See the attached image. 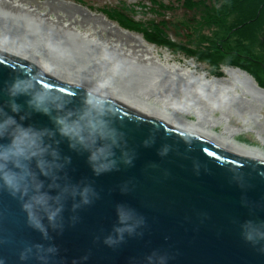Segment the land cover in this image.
<instances>
[{"label":"water","instance_id":"1","mask_svg":"<svg viewBox=\"0 0 264 264\" xmlns=\"http://www.w3.org/2000/svg\"><path fill=\"white\" fill-rule=\"evenodd\" d=\"M1 1L6 8L58 24V30L74 32L78 27V35H87L89 44L93 38L117 51L120 60L132 58V67L152 72V78L187 88L185 81H193L204 84L206 92L215 89L213 96L219 99L223 95L264 105L263 80L257 82L236 64L215 68L208 60L147 41V34L160 31L172 35L173 42L212 48L210 25H197L182 0H161L165 9L151 0ZM191 22L203 29V42L182 39V27ZM16 78H21V87L39 90L38 100L50 97L66 104L81 121L92 123L97 119L93 108L103 110L102 119L118 141V170L95 175L88 153L70 149L61 139L60 152L71 162L61 186L46 182L45 191L57 189L62 198L68 184L90 183L98 198L75 212L68 199L63 230L49 227L51 239H45L32 226L44 215L40 207L30 218L22 207L28 198L0 188V264H264V240L252 244L242 235L245 228L264 230V160L242 158L232 146L119 103L117 96L93 93L63 67L31 62V56L0 46V105L7 100V85ZM86 96L92 106L83 103ZM23 123L53 127L40 113ZM18 132L20 152L21 145L31 141H26L27 133ZM117 205L131 210V223L139 227L123 244L108 247L103 238L113 234ZM73 216L78 217L75 222ZM51 244L58 252H50Z\"/></svg>","mask_w":264,"mask_h":264},{"label":"bare ground","instance_id":"2","mask_svg":"<svg viewBox=\"0 0 264 264\" xmlns=\"http://www.w3.org/2000/svg\"><path fill=\"white\" fill-rule=\"evenodd\" d=\"M0 46L63 67L97 94L117 96V102L234 147L242 158L264 160V105L207 91L204 84L152 78V72L132 67V58L120 60L117 51L87 35L58 30L4 7L0 2ZM178 82V78H174ZM242 120V124L234 121ZM255 134L258 144L242 139Z\"/></svg>","mask_w":264,"mask_h":264},{"label":"clouds","instance_id":"3","mask_svg":"<svg viewBox=\"0 0 264 264\" xmlns=\"http://www.w3.org/2000/svg\"><path fill=\"white\" fill-rule=\"evenodd\" d=\"M20 81L21 78H16L7 85V100L0 105V141H4L0 142V188H6L11 195L22 200L28 198L22 207L30 211V218L35 215L36 206H39L44 215L36 219L32 226L45 239H51L49 227L54 231L63 230L62 213L68 199L73 201L71 207L75 212L83 206L93 204L99 195L90 183L68 184L62 198L57 189L50 187L45 191L46 182L61 186L62 175L71 162L70 157L60 152L61 139L68 141L70 149L88 153V163L97 176L118 170L115 152L118 141L115 131L102 119L103 110L93 108L97 112V119L92 123L81 121L74 110L67 109L66 104L50 97L38 100L41 95L39 90L21 87ZM21 98H24L22 103ZM83 103L92 106L93 101L86 96ZM32 113L46 115L53 127L36 128L25 125L23 121ZM18 130L27 133L25 139L31 141L30 145H21L23 150L20 152L16 150ZM123 162L131 164V160ZM33 180L37 182V186H33ZM52 190H55V194ZM129 212L131 210L125 211L123 205H117L118 222L113 227V234L103 238V243L108 247H118L125 242L126 236L137 234L136 228L139 225H132ZM45 219L48 221L47 225L44 224ZM71 219L75 222L78 217L73 216ZM140 223H143L142 219ZM242 235L246 242L252 244L264 240V230L258 228H245ZM49 249L52 253L58 252L53 244L49 245Z\"/></svg>","mask_w":264,"mask_h":264},{"label":"trees","instance_id":"4","mask_svg":"<svg viewBox=\"0 0 264 264\" xmlns=\"http://www.w3.org/2000/svg\"><path fill=\"white\" fill-rule=\"evenodd\" d=\"M151 1L155 6L161 9L167 7L164 1ZM175 1L179 2V0ZM182 5L191 8L193 11H200L202 10L200 8L204 7L206 15L215 20L220 19L222 15H230V13L240 14L238 23L234 25V27L240 26L237 30L247 39L253 38L255 30L260 27V25L264 24V0H217L215 2L214 0H210V2L208 0H182ZM240 28L243 29L241 30ZM158 33L153 32V34H147L145 38L147 41H152L159 46L169 47L170 45L176 47L174 42L171 41L172 43H170V41H168L169 39L167 40L161 32ZM226 50L227 48L221 43H216L213 50L214 53L206 52L204 57L202 56V60H208V62L214 64L215 68L222 66L220 62H218V59L223 60V64H231L232 66L236 64L240 69H245L250 73L257 82L258 79H260V75H264V62H259V60L253 58L235 60L231 58L230 52ZM200 55H203V53ZM216 57H218V59ZM260 83L264 84V81Z\"/></svg>","mask_w":264,"mask_h":264},{"label":"rangeland","instance_id":"5","mask_svg":"<svg viewBox=\"0 0 264 264\" xmlns=\"http://www.w3.org/2000/svg\"><path fill=\"white\" fill-rule=\"evenodd\" d=\"M200 9L202 10L193 11L191 9V15L198 19L197 25H210L208 33H213L211 37L212 48L208 49L178 42H174L176 47L169 45V47L167 46L168 48H172L199 58H203L206 52L214 53L213 50L215 44L221 43L224 47L227 48L226 51L230 52V56L232 59L242 60L245 58H253L259 60V62H264V24L260 25V27L255 30L254 37L252 36L253 38L247 39L244 38V36L239 33L240 31L237 30L240 26L234 27V25L238 23L240 14L230 13V15H222L220 19L215 20L206 15L204 7H201ZM196 14H199L198 18ZM197 25L191 22L183 26L182 39H189V37H192L203 42V29ZM171 37L172 35L166 38L167 40L169 39L168 41H170ZM172 42L170 41V43ZM201 53H203V55H200ZM216 58L218 59V57ZM218 62L222 63L223 60L218 59ZM260 78L264 81V75H260ZM234 123H238L240 125L243 123V121L236 120L234 121ZM242 137V139L247 140L248 142H251L256 145L258 144V140L256 139L255 134L252 132H246L242 135Z\"/></svg>","mask_w":264,"mask_h":264},{"label":"flooded vegetation","instance_id":"6","mask_svg":"<svg viewBox=\"0 0 264 264\" xmlns=\"http://www.w3.org/2000/svg\"><path fill=\"white\" fill-rule=\"evenodd\" d=\"M153 1H156V0H153ZM157 1H159V0H157ZM157 1H156V2H157ZM160 1H161V0H160ZM173 1H174V0H173ZM179 1H181V0H179ZM151 3H152V2H151Z\"/></svg>","mask_w":264,"mask_h":264}]
</instances>
